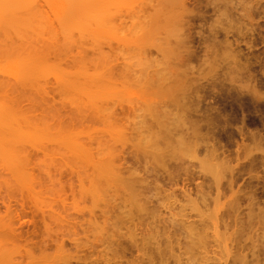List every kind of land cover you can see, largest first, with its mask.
<instances>
[{"label": "rangeland", "instance_id": "374dc122", "mask_svg": "<svg viewBox=\"0 0 264 264\" xmlns=\"http://www.w3.org/2000/svg\"><path fill=\"white\" fill-rule=\"evenodd\" d=\"M230 1L108 0L102 73L51 59L24 142L0 120V264H264V0Z\"/></svg>", "mask_w": 264, "mask_h": 264}, {"label": "bare ground", "instance_id": "6f19581e", "mask_svg": "<svg viewBox=\"0 0 264 264\" xmlns=\"http://www.w3.org/2000/svg\"><path fill=\"white\" fill-rule=\"evenodd\" d=\"M109 1H110V5H112L111 3H117L120 0L119 1L117 0V2H114L115 0H109ZM126 1L128 2V0H126ZM193 1L197 2L199 0H193ZM242 1L243 0H231L230 1V8H231V10L233 12L232 15H233V18H234L235 22L238 21V18L243 15V13H242L243 10H242V7H241ZM250 1L252 2L253 7L258 6L260 4V2H258L256 0L255 1L254 0H250ZM107 2H108V0H0V120L4 121V124L6 123V121H10V123L9 122L8 123L10 125H12V126H10V129H11V127L13 128L12 132L9 129V124L8 123H7L8 124V127H7L8 129H5V131L6 130H10V132H8L9 136H11L10 141H12V139H15V137L17 136V133L19 131H21V127H22V124L20 123L21 121H22V123H24V122L26 123L27 122L28 125L34 123V122H31L32 118H30L29 116L28 117L31 119V120H29V122L27 121L28 118L26 116L24 118V113H23L24 112L23 110H25L24 108L22 110L23 112L22 111L20 112V110H21L20 105L22 106V103H21L22 101L21 100L24 99L23 102L28 100L29 101L28 103H31V102L34 101L33 103H31L32 106H35V105L38 106L39 100H40L41 103H44L45 107L49 104V102H48L47 105L45 104V100L48 101L47 99H42L43 97L48 96L49 94L45 95V93H44V96H43V93L41 92V90H40L41 94L38 91V88L43 89V92L45 90L43 87H41V86L39 87V85H42L39 82V79H41V75L43 74L44 71L46 73H48V71H50L52 69L53 70V74H54L55 70H59L58 72H61L63 70V68H61L62 64L60 65L61 69H58L59 66H57V68H55L56 64H55V66H53L54 65L53 62L55 63V61H52L51 59L55 60L56 58H58V59L62 58L63 60H68V58H69L70 60L72 59L71 61L70 60L69 61L71 63L73 62V67H74V65L79 64V65H77L78 66L77 69H79V70L74 75L75 77L72 76L73 79L70 78L71 76L69 77V75L72 72L71 73L70 72L66 73V72L69 71V69L66 70V71L63 70L61 72V74L63 73V78H64L63 82H61L62 80H60L59 81L60 84L58 83V81L56 83H54V85L58 83L60 86H61V83H63L62 84L63 85V91L66 90V91H68V93H70L72 91L71 88H74L77 85L76 84L77 82L79 83L78 85L83 83L82 81H79L77 79L78 77H76V75L78 76V74H79V77H83L84 75H86L87 76L86 77L87 80L85 79V77L82 78V79L81 78H79V79L83 80V81L86 80L85 81L86 84L87 83L90 84L92 82H88V81L91 80L92 77L87 75V74L91 75V73H89V71L91 72L94 69H95L94 71H96V70H98L100 68V69H102L101 70V73H102L104 66L99 65V63L101 62L100 61L101 58L103 57V55H105V53L103 51L104 49L102 47V45H103L102 39H103V36L105 34V29H106L105 27L109 26V28H110V25L108 24V22H110V20L108 21L109 16L107 15V13H108L107 7H108L109 3H107ZM113 9H115V7ZM115 10H113V11L115 12ZM255 10H257L258 13H259L258 15L261 18L264 19V6L261 7V8H256ZM214 11H216V10H214ZM241 13H242V15H241ZM111 14H112V12H111ZM115 16L116 15L112 16L113 20L115 19L114 18ZM117 17H118V15L116 16V18ZM248 18H250V24H249L248 31H249V34L251 35V38H252L254 36L253 33L255 32V30L253 29L254 26H255V23H254L255 19H254V16L252 14H250V15L248 14ZM111 22H113V21H111ZM111 29H112V27H111ZM113 33H114V31H113ZM91 59H92V61H91ZM63 60L60 59V61H63ZM96 60H98V62ZM76 61H79V62L77 63ZM58 62H59V60H58ZM80 62H81V64H80ZM74 63H77V64H74ZM102 63L103 62H101L100 64H102ZM71 67H72V65H71ZM71 67H69V68H71ZM75 68H74L73 72L74 71L76 72ZM100 69L97 71L98 73L100 72ZM52 70H51V72H52ZM58 72H57V74H58ZM79 72L80 73H84V75L82 74L80 76ZM64 73L67 74L68 76L65 75ZM92 74H94V72H92ZM47 75L48 74H45L46 78L48 77ZM49 75H50V73H49ZM59 75H60V73H59ZM72 75H73V73H72ZM98 75L99 74L94 75V76H98ZM42 77H44V74H43ZM45 77L41 79L44 83H46ZM51 77H53V76H51ZM57 77H58V79L62 78V77L60 78L59 76H55V74H54V79H56ZM66 77H68V78H66ZM88 77H90L89 80H88ZM48 78H50V77H48ZM65 78L68 79V80H65ZM94 78H93V80H94ZM97 78H98L97 79L98 82H99V80L103 79V78H101V76H100V79H99V77H97ZM43 79H45V80H43ZM69 79H71V83L72 84L70 83ZM48 80H49V83H50V81L52 79L50 78ZM48 80H47V83H48ZM72 80L75 81V82H72ZM80 82H82V83H80ZM98 82H96V84L97 85L99 84V86H100V82L99 83ZM47 83H46V85H47ZM74 83H75V85H73ZM70 85L73 86V87H71ZM84 85L85 84L82 85V88L84 87ZM92 85H94V81H93ZM64 86H66V87H64ZM69 86L71 87L70 89H69ZM85 87H86V85H85ZM88 87H91V85L87 86V88ZM55 88H57V87H55ZM77 88H79V87L77 86ZM97 88H98V86H97ZM74 90H76V88ZM36 91H38L39 95H38V93ZM50 91L52 93V90H50ZM82 91H79V92L81 93ZM45 92L47 93V91H45ZM89 94H91V92ZM32 95H35V96H32ZM71 95H72V93H71ZM31 96H32V98H31ZM72 96H70V97L72 98ZM74 96H76V95H74ZM39 97L44 102H42ZM59 97H60V95H59ZM83 97H86V96L83 95ZM29 98L33 99V101L30 102ZM66 98H67V96H66ZM81 98L82 97H80V101H82ZM73 99H72V101L75 100V99L74 100ZM61 101H63V100H61ZM67 102H70V100L67 101ZM75 102L74 103L77 106L79 101H75ZM50 103H51V101H50ZM89 104H90V102H89ZM89 104H87V105H89ZM30 105H28V106L31 108ZM83 105H85V103ZM51 106H52V104H51ZM9 107L11 109L14 107L15 108V109L13 108L14 111H18V112H15V115H14L12 113L13 110H10ZM17 107H19L20 110ZM23 107H26L25 104L23 105ZM38 107H40V105ZM50 107H47L46 109H48ZM57 107L58 106L56 105V108ZM63 107H65V106L63 105ZM70 107L73 108L71 103H70ZM30 108H29V110L32 112V114L34 112H36V109H37V112H38V109H39V108L35 107L36 109L34 111H32L34 109V107L31 108L32 110ZM51 108H54V105ZM80 108H81V106H80ZM57 109L54 108V111L56 110V112H58ZM51 110H53V109H51ZM26 111L28 113H31L28 110H26ZM61 111H64V110H61ZM16 113L17 114L21 113V115H16ZM41 113H42V111H41ZM58 113H56V114L59 115ZM49 114L51 115V113H49ZM63 114L64 113H62V115H60V116L63 117ZM71 114H73V113H70V115H68V114H64V115H68V117L70 116V118H71L72 117ZM40 115L41 114L39 113L38 117ZM75 115H77V114H75ZM15 117L16 118L18 117V118H20L22 120L19 121ZM98 117H100V116H98ZM75 118H77V117H75ZM13 119L17 120V122L14 121ZM11 122H14V123L11 124ZM15 122H16L17 125L15 124ZM0 123H2V122H0ZM18 123H20V124H18ZM4 124H3V126H4ZM14 124H15L16 127H14ZM26 124H25V127H26ZM19 125H20V128H17ZM1 126L2 125H0V127ZM32 126H35V125L28 126L27 128L32 127ZM36 127L37 126H35V129L39 130V128L38 127L36 128ZM23 128H24V125H23ZM33 128H31L30 130H32ZM25 129L26 128H24V130ZM24 130H23V132H24ZM33 132L35 133V130ZM48 132H50V131H48ZM5 133H7V132H5ZM37 133L39 134L40 131H38ZM12 134H15V137ZM18 135L19 136H17L16 138H19V137L22 138L24 136V134H22V136H20L21 135L20 133H18ZM27 135H28V133H26V136ZM26 136L23 137V142H24V139L26 138ZM29 136H31V135H29ZM0 138H2V137H0ZM2 139L5 140L4 137ZM29 139H30V137H29ZM16 140H15V142H16ZM38 140H40V139H38ZM17 141L19 143H23L20 140H17ZM31 141L34 142V140H31ZM28 142L29 141H27V139H26L25 143H28ZM0 143H1V141H0ZM4 143L6 144V142H4ZM30 143H29V145H30ZM5 144H3V145H5ZM3 145H2V147H3ZM8 146H10V145H8ZM20 146H19V148H20ZM15 147H17V145H15ZM26 148H27V145H26ZM8 149H6V150L8 151ZM17 149H18V147H17ZM32 149H33V147H32ZM26 150H28V149H26ZM11 151L12 150H10V152ZM10 152L8 153V155L9 154L11 155ZM17 153L13 154V155L15 157H17ZM27 153L29 154V151ZM27 153H22V155L24 156V154H26L25 156H27ZM2 155L3 154H1V156ZM5 158H7V157H5ZM8 158H9V156H8ZM13 158H12V160H13ZM19 161H20V159H19ZM9 162H8V166H9ZM14 162H16V160ZM23 162H25V161H23ZM10 167H12V165ZM12 169H13V167H12ZM3 170H4V167L2 168L1 171H3ZM11 172H14V171H11ZM14 176H18V175H16V172H15ZM11 178H12V176H11ZM179 204L180 203H178V205ZM172 205L173 206H169L168 207L171 210H173L175 208V206H174L175 204H172ZM178 205H177V207H178ZM204 206H205V203H204ZM159 207L160 208H167V206L162 205V204H160ZM185 225H186L185 223L176 224V225H174L172 227L174 229L173 231L175 233H179V235L183 236V234H184L183 227ZM213 253H214L213 248H209L207 246H203V247H200V248L198 247L193 253V257H196L197 260H196V258L192 257L196 261V263L195 262L191 263L190 260L188 261V263L189 264L190 263L191 264H199L200 263L199 261H201V262H203L202 264H213V260H215V259H213V256H212Z\"/></svg>", "mask_w": 264, "mask_h": 264}]
</instances>
